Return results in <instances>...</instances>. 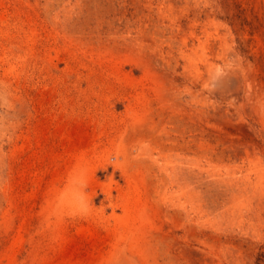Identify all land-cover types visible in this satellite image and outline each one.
Wrapping results in <instances>:
<instances>
[{
	"label": "rangeland",
	"instance_id": "1",
	"mask_svg": "<svg viewBox=\"0 0 264 264\" xmlns=\"http://www.w3.org/2000/svg\"><path fill=\"white\" fill-rule=\"evenodd\" d=\"M0 264H264V0H0Z\"/></svg>",
	"mask_w": 264,
	"mask_h": 264
},
{
	"label": "bare ground",
	"instance_id": "2",
	"mask_svg": "<svg viewBox=\"0 0 264 264\" xmlns=\"http://www.w3.org/2000/svg\"><path fill=\"white\" fill-rule=\"evenodd\" d=\"M91 158V156H90ZM254 158V157H253ZM256 160V159H255ZM79 165H77V171L74 172V174H71L70 177L71 179H75V180H80L82 183H87V181L90 180V169H91V164L90 161L87 157V155L83 154L82 156L80 155L79 157ZM92 161V160H91ZM254 161V159H253ZM83 171V176L81 174V172ZM80 176H82L81 178H79ZM92 178V177H91ZM130 196V195H129ZM130 198V197H129ZM135 201V200H134ZM128 205V204H127ZM139 205V204H137ZM132 208V207H130ZM144 208V207H143ZM134 210V209H133ZM132 211V210H131ZM130 211V212H131ZM126 212V211H125ZM129 215V214H128ZM127 217V216H126ZM131 217V216H130ZM133 218V217H132ZM128 221V220H127ZM125 224V223H123ZM124 226V225H123Z\"/></svg>",
	"mask_w": 264,
	"mask_h": 264
}]
</instances>
